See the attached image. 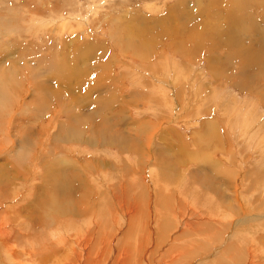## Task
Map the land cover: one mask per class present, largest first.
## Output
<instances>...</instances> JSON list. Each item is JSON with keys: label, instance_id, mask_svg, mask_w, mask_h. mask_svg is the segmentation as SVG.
<instances>
[{"label": "rangeland", "instance_id": "1", "mask_svg": "<svg viewBox=\"0 0 264 264\" xmlns=\"http://www.w3.org/2000/svg\"><path fill=\"white\" fill-rule=\"evenodd\" d=\"M54 21L70 29L49 31ZM258 30H264V0H0V221L9 226L0 222V229L11 232L0 234V264H264V33ZM68 64L94 72L63 80L57 72ZM86 89L89 102L81 103ZM63 90L69 98L56 95ZM66 122L76 135L65 136L71 130L59 125ZM213 131L220 136L210 138ZM176 143L186 155L172 148ZM87 159L107 166L87 168ZM63 166L69 176L58 174ZM137 167L144 169L145 191L130 193L135 182L122 175L141 176ZM168 169L175 176L165 177ZM48 178L72 180L73 189L84 184L72 199L57 200L82 207L78 198L88 196L86 213L45 211L51 202L41 201L38 187ZM122 183L120 196L130 193L128 214L118 206L108 212L101 195L110 197ZM192 223L204 232L183 236ZM35 231L61 236L68 258L36 252L37 242L49 239L34 238ZM98 233L106 236L101 243ZM23 237L33 248L14 240ZM186 246L192 251L184 253Z\"/></svg>", "mask_w": 264, "mask_h": 264}, {"label": "bare ground", "instance_id": "2", "mask_svg": "<svg viewBox=\"0 0 264 264\" xmlns=\"http://www.w3.org/2000/svg\"><path fill=\"white\" fill-rule=\"evenodd\" d=\"M225 1V0H224ZM250 1V0H249ZM256 2V1H255ZM254 2V3H255ZM234 3H238V2H234ZM246 3V2H245ZM259 3V2H258ZM198 5V4H197ZM241 5H243V4H241ZM184 6V5H183ZM183 6H181V7H183ZM180 7V6H179ZM220 7H221V5H220ZM224 7V6H223ZM229 7V6H228ZM205 8V7H204ZM231 8H232V5H230V7H229V11H231ZM207 10V9H206ZM178 12V11H177ZM140 14V13H139ZM226 17H228V20L229 21H231V22H233V23H235L238 19L237 18H235V17H233V15H229L228 14V16H226ZM239 17V16H238ZM179 18V17H178ZM133 21V20H132ZM148 21V20H147ZM221 21V20H220ZM239 21V20H238ZM63 22V21H62ZM233 23L231 24V25H233ZM39 24V23H38ZM60 24V25H59ZM115 24V23H114ZM157 24H159V23H157ZM223 24H225V23H222V25ZM227 24H229V23H227ZM166 25H168V24H166ZM169 25H171V24H169ZM168 25V26H169ZM262 25V24H261ZM44 26V25H43ZM50 26V25H49ZM46 26L47 27V29L49 30V31H58V33H59V31H62V32H64V31H67L68 30V28L70 29V26L69 25H65V24H63V23H60V22H58V21H54V23L52 24V26ZM135 26V25H134ZM200 26V25H199ZM206 26V25H205ZM230 26V25H229ZM49 27V28H48ZM119 27V26H118ZM118 27H116V28H118ZM183 27V26H182ZM262 27V26H261ZM39 28V27H38ZM43 28V27H42ZM67 28V29H66ZM82 28V27H81ZM115 28V29H116ZM134 28V27H133ZM136 28V27H135ZM140 28V27H139ZM44 29V28H43ZM170 29V28H169ZM48 30H45V31H48ZM117 30V29H116ZM121 30V29H120ZM137 30V29H136ZM173 30V29H172ZM180 30V29H179ZM44 31V32H45ZM145 31V30H144ZM227 31V30H226ZM232 31V30H231ZM238 31V30H237ZM259 31V30H258ZM72 32V31H71ZM117 32V31H116ZM121 32V31H120ZM122 32H123V30H122ZM199 32V31H198ZM198 32H194V35L196 34V33H198ZM223 32V31H222ZM230 32V31H229ZM228 32V33H229ZM261 34L262 33H264V30H262V31H259ZM61 33V32H60ZM167 33H171V32H167ZM224 33V32H223ZM121 34V33H120ZM145 34V33H144ZM158 34V33H157ZM219 34V33H218ZM155 35V34H154ZM198 35V34H197ZM197 35H196V37H197ZM200 35V34H199ZM204 35V34H203ZM203 35H200L199 37L201 38V36H203ZM221 35V34H220ZM7 36V35H6ZM191 36V35H190ZM235 36H237V34L235 35ZM263 36V35H262ZM119 37V36H118ZM175 37V36H174ZM188 37V36H187ZM231 37V35L229 34V36L227 37V39H228V41H233L234 39H237V38H234V36L232 37V38H230ZM131 38H133V37H131ZM190 38V37H189ZM194 39V37H192L191 36V39ZM220 38V37H219ZM127 40H128V37H127ZM197 40V39H196ZM196 40H193V41H196ZM201 40V39H200ZM148 41V40H147ZM234 41H236V40H234ZM61 42V41H60ZM73 42V41H72ZM124 43V42H123ZM147 43V42H146ZM61 44V43H60ZM126 44V43H125ZM201 44V43H200ZM127 45V44H126ZM125 45V46H126ZM188 45H190L189 43H188ZM188 45H186V46H188ZM204 45V44H203ZM206 45V44H205ZM193 46V45H192ZM91 47V46H90ZM90 47H87V48H90ZM206 47V46H205ZM230 47V46H229ZM131 48H134V50L133 51H135V50H138L137 49V47L135 48V47H131ZM147 48V47H146ZM188 48V47H187ZM83 49H84V47H83ZM86 49V48H85ZM152 49V48H151ZM155 49V48H154ZM89 50V49H88ZM87 50V51H88ZM190 50V49H189ZM194 50V49H193ZM264 50V49H263ZM128 51V50H127ZM233 51V50H232ZM64 53V52H63ZM150 53V51L149 52H147V54H149ZM139 55V54H138ZM141 55V54H140ZM226 55V54H225ZM234 55V54H233ZM66 56V55H65ZM213 56V55H212ZM227 56V55H226ZM139 57H142V56H139ZM143 57H145V56H143ZM79 58V57H78ZM236 58V56L234 55V58L233 59H235ZM111 59V58H110ZM228 59V58H227ZM88 60V59H87ZM98 60V59H97ZM85 60H83V62H84ZM236 61V60H235ZM234 61V62H235ZM229 62V61H228ZM233 62V63H234ZM66 63H68V62H66ZM71 63V62H70ZM95 63H97V62H95ZM100 64V63H99ZM51 65L53 66V69L55 70V62L54 63H51ZM95 66H98V65H95ZM106 66V65H105ZM83 67H85V66H83ZM91 67V66H90ZM99 67V66H98ZM97 67V68H98ZM108 66H106V68H107ZM86 68V67H85ZM88 68V67H87ZM79 69V70H78ZM89 69V68H88ZM76 70H78L77 71V73H76ZM86 70L87 69H82V68H79V67H77V64L75 65V64H68V70L67 69H65V68H63V69H61L60 71H58L57 73H62V74H60L61 75V77L63 78V80L65 79V78H67V79H70V78H76V75H78L79 77H81L82 79L87 75V76H89L90 75V73H92V72H94V70H91V69H89L88 70V72L86 73ZM108 70V69H107ZM175 70V69H174ZM183 70V69H182ZM102 72V71H101ZM181 72V71H180ZM182 72H184V71H182ZM181 72V73H182ZM105 73V72H104ZM108 73V72H107ZM178 74V73H177ZM180 74V73H179ZM192 76V75H191ZM90 77V76H89ZM186 77V76H185ZM87 79V78H86ZM77 80V79H76ZM83 82H85V81H83ZM87 83H86V85L85 86H87L88 85V80L86 81ZM76 83H77V81H76ZM76 83H72V82H70V83H66V85L67 86H69V88H72L73 89V91H76L77 89H78V84H76ZM2 84V83H1ZM85 84V83H84ZM90 84V83H89ZM198 84V83H197ZM7 85L8 86H10L11 87V85L9 84V83H7ZM65 85V84H64ZM90 86V85H89ZM179 86V85H178ZM198 86V85H197ZM84 87V86H83ZM200 87V86H199ZM85 88V87H84ZM97 86H93V89L94 90H96V94H97ZM109 88V87H108ZM147 88V87H146ZM180 88H183L182 87V85L180 86ZM180 88H178V90L180 89ZM202 88V87H201ZM148 89V88H147ZM90 90V89H89ZM89 90L88 89H86V94H88L87 96H88V98L87 99H85V100H83L82 98L80 99V102L81 103H88L89 101V98H90V95H89V93H92V89H91V92H89ZM162 89H159V90H157L155 93H157L158 95L161 93L160 91H161ZM70 91V90H69ZM182 91V90H181ZM17 92V91H16ZM57 92V91H56ZM160 92V93H159ZM180 92V91H179ZM179 92H178V94H179ZM197 92V91H196ZM54 93V92H53ZM198 94H200V92H199V90H198V92H197ZM152 94V93H151ZM181 94V93H180ZM52 95V97H53V94H51ZM56 95H58L59 97H64V96H66L67 98H69V93H65V91L63 90V93L61 92V91H59L58 93H56ZM64 95V96H63ZM162 94H160V96H161ZM143 96V95H142ZM159 96V97H160ZM182 96V95H181ZM183 96H184V94H183ZM212 96H213V94H212ZM198 97V96H197ZM214 98H215V96H213ZM3 98V95H0V105L1 104H3V101L5 102V100H3L2 99ZM4 98H5V96H4ZM55 98V97H54ZM54 98H53V100H54ZM74 98V97H73ZM96 95H94L93 96V101L95 100L96 101ZM57 99V98H56ZM59 99V98H58ZM61 100V99H60ZM101 100V99H100ZM105 100V99H104ZM107 100V99H106ZM121 100H122V98H121ZM199 100H201V99H199ZM59 101V100H58ZM57 101V102H58ZM75 101V103L77 102L78 103V100H74ZM73 101V102H74ZM88 101V102H87ZM91 101V100H90ZM94 101V102H95ZM98 101V100H97ZM107 101H109V100H107ZM123 101H125L124 99L122 100V104H123V106H126L127 104L126 103H123ZM128 101V100H127ZM184 101V100H183ZM198 101V100H197ZM204 100H202L201 102H203ZM205 102V101H204ZM76 103V105H79V104H77ZM182 103V102H181ZM196 103V102H195ZM194 103V104H195ZM206 103V102H205ZM51 104H53V102H51ZM50 104V105H51ZM198 104V103H197ZM62 105H60V107H61ZM184 106V105H183ZM63 107V106H62ZM66 109H67V106H64ZM70 107V106H69ZM79 107V106H78ZM178 106H176L175 108H177ZM210 108V107H209ZM226 108L228 109V106H226ZM56 109V108H55ZM83 109V108H82ZM81 109V110H82ZM179 109V108H178ZM208 109V108H207ZM211 109V108H210ZM58 110H60V109H58ZM57 110V111H58ZM89 110V109H88ZM180 110V109H179ZM237 110V109H236ZM63 111V110H62ZM212 111V110H211ZM84 112V111H83ZM230 112H232V111H230ZM59 112H57V114H58ZM232 113H235V112H232ZM54 115V114H53ZM78 115V114H77ZM81 116V115H80ZM116 116V115H115ZM175 116V115H174ZM177 116V115H176ZM53 117H55V116H53ZM70 119H71V117H70ZM70 119H69V121H70ZM73 121V120H72ZM125 121V120H124ZM211 122V121H210ZM70 123V122H69ZM134 123V122H133ZM68 124V122H66L65 124L64 123H61L60 125H59V128L60 129H63V128H67V127H69V131L70 132H66V137L67 136H71L72 134H74V135H76V131L78 130H73L74 129V127L73 126H68L67 125ZM100 124V123H99ZM124 124H126V123H124ZM131 124V123H130ZM134 124H136V123H134ZM212 124V123H211ZM210 124V126H211V128L209 129L210 131H212L213 129H212V125ZM82 125V123H80V127H82L81 126ZM121 125H123V124H121ZM127 125V124H126ZM129 125V124H128ZM137 125V124H136ZM135 125V126H136ZM213 125L214 126H217V124L215 123H213ZM101 126V125H100ZM209 126V122H208V125H207V127ZM88 127V126H87ZM86 127V128H87ZM122 127V126H121ZM86 128H85V131H86ZM100 128V127H99ZM209 128V127H208ZM80 129V128H79ZM91 128H88L87 130H90ZM68 130V129H67ZM81 130V129H80ZM97 130V129H96ZM208 130V131H209ZM214 130H215V128H214ZM40 131H41V128H40ZM40 131L39 130H37V133L39 134L40 133ZM66 131V130H65ZM99 131V130H98ZM217 131V133H218V131H219V129L218 130H216ZM216 131H213V133L212 132H209V133H212V136H210V138L211 137H213L214 138V136L216 137H218V135H215V133H216ZM36 131H33V132H31V134H34ZM78 133V132H77ZM128 133V132H127ZM92 134H94V131H92ZM129 134H130V132H129ZM131 135H132V133H131ZM210 135V134H209ZM209 135L207 136V137H209ZM214 135V136H213ZM115 136V135H114ZM220 136V135H219ZM119 137V136H118ZM133 137H135V136H133ZM68 138V137H67ZM77 138L81 141V138H82V136L81 135H78L77 136ZM212 138V139H213ZM222 138V137H221ZM73 139V138H72ZM84 139V138H83ZM209 139V138H208ZM76 140V139H75ZM88 140H90L91 141V139L89 138ZM115 140V139H114ZM132 140V139H131ZM70 141V140H69ZM74 141V140H73ZM110 141H111V139H110ZM116 141H119L117 138H116ZM115 141V142H116ZM217 141H219V140H217ZM214 142V141H213ZM69 143V142H68ZM88 144H90V145H93L92 144V142H87ZM117 143V142H116ZM116 143H114L113 142V144H116ZM177 144V143H176ZM173 144L172 145V148H177V153L179 152V154L182 156H184V155H186V151L185 152H183V149H182V144L181 143H179V144ZM220 144V143H219ZM99 145V144H98ZM216 145V144H215ZM221 145V144H220ZM94 146V145H93ZM218 146V145H217ZM144 147V146H143ZM147 147V146H146ZM148 149V148H147ZM171 149V148H170ZM170 149H168V150H170ZM138 150H139V152H140V148H138ZM149 150V149H148ZM172 150V149H171ZM138 152V151H137ZM142 153V152H141ZM188 153V152H187ZM147 154V153H146ZM138 155H140V153L138 154ZM186 157V156H185ZM140 159V158H139ZM89 160H91V159H87V160H85L84 162H83V164L88 168V166L89 165H93L95 168H98V167H106L107 165L105 164V163H103L102 162V164H100L98 161L97 162H94V161H89ZM160 162V161H159ZM208 162V161H207ZM211 162V161H210ZM212 163V162H211ZM140 165V164H139ZM211 165H213V164H211ZM151 167V166H150ZM211 167V166H210ZM215 167V166H214ZM145 168V167H144ZM162 168V167H161ZM161 168H159V169H161ZM165 168H167V166L165 167ZM217 168V167H216ZM215 168V169H216ZM143 168H140V167H137V171H139V174H141V176H134V172L132 171V172H127L126 174H124V175H122V176H125L126 177V179H127V181H133V182H135V185L133 186V187H131V190H130V193H136V192H140V191H145V181H143L144 179H142L141 177H143L144 178V176L142 175V172H141V170H142ZM146 169V168H145ZM152 169V168H151ZM172 169V168H171ZM144 170V169H143ZM147 170V169H146ZM172 170H174V169H172ZM172 170H171V172H170V170L168 169V170H164V171H162V173L164 174V176L165 177H169L170 175L171 176H173L174 174H171V173H174V172H172ZM204 170V169H203ZM222 172V171H221ZM151 173V172H150ZM177 173V172H176ZM218 173V172H217ZM58 174L59 175H62V176H69L70 175V169H67L65 166H63L62 167V169H60V171H58ZM139 174H137V175H139ZM154 174H157V172L155 173V171H154ZM181 174V173H180ZM179 175V174H178ZM178 175H176V177L178 176ZM175 176V175H174ZM128 177H130V179L128 178ZM178 178V177H177ZM177 178H175V180L177 179ZM149 180H150V178H149ZM42 181V180H41ZM43 182V181H42ZM44 182H46V186H44V184H43V187H38L39 188V190H42L41 191V193H42V195L40 196L39 195V197L41 198V201L43 202V203H50L51 202V204L50 205H48V206H46V208H45V211H47L50 215H57V216H59V215H67V214H73V215H83V214H85L86 213V205L88 204V202H89V199H88V202H87V197L88 196H80L79 198H78V201H80V202H84V204H83V206L82 207H78L77 206V204H76V202H74V201H68L67 202V206H65V204H64V202H61V201H59V200H57L58 198H61V199H65V200H70V199H72L74 196H75V194L74 193H77V192H83V191H85V189H86V186L84 185V184H81V185H79V188L78 189H73L74 187H75V184H74V181H72V180H63V179H59V178H48L46 181H44ZM68 183L69 185L68 186H64L65 185V183ZM47 185H49V186H47ZM120 185V184H119ZM117 185L116 187H114V190L113 191H109L108 193H109V195H110V197L108 196V195H106L105 193H103L102 195H101V201L102 200H105V201H107L108 202V206H107V211L108 212H110V211H112V209H114V207L115 206H118V207H121V208H123V209H125V207H124V204L125 205H128L129 203H130V201H129V199H128V195L130 194L128 191H125L124 193H123V195L122 196H120V189L121 188H124V184L122 183V185ZM173 185V184H172ZM175 190H177V189H175ZM53 192V193H52ZM52 193V194H51ZM40 194V193H39ZM115 194V195H114ZM177 195V194H176ZM18 196H20L21 198H23V196L20 194V195H18ZM73 196V197H72ZM90 198V197H89ZM177 198V197H176ZM100 201V202H101ZM186 201V200H185ZM2 200H0V204L2 205ZM223 202V201H222ZM131 204L133 205V207H134V210L135 211H137V210H139V205L135 202V201H133V202H131ZM186 204V203H185ZM223 205V204H222ZM189 206V205H188ZM208 206V205H207ZM190 207H192V206H189V208ZM164 208L166 209V210H172V205L171 204H168V203H164ZM188 208V207H187ZM125 212H126V214H128V211H127V209H125ZM185 212V211H184ZM183 219V218H182ZM240 221V220H239ZM238 221V223H240ZM0 222H2V224H3V226L5 225V226H7V229H8V223L6 222V220L5 221H0ZM196 223V222H195ZM192 225V227H190V229H191V231H188V230H186V233H184V231H183V236H192V235H199V234H201L202 232H204L202 229H200V227L199 228H195V227H197V224H194V223H192L191 224ZM199 225V224H198ZM243 225V224H242ZM2 226V225H1ZM200 226V225H199ZM237 227V226H236ZM242 227V226H241ZM5 228V227H4ZM2 228L1 227V229H0V234L1 235H3V233H7V234H10L9 232H8V230L5 228ZM39 228V227H38ZM202 228V227H201ZM234 228H235V226H234ZM240 228V227H239ZM238 228V229H239ZM27 229H29L28 227H27ZM188 229H189V227H188ZM6 230V231H5ZM236 230V229H235ZM43 231V230H42ZM50 231V230H49ZM229 231V230H228ZM23 232H25V231H23ZM28 232V231H27ZM47 232L48 231H46V232H44V233H42V234H40L39 236H38V232L37 231H35V232H33V234H34V238L37 236L41 241H43V242H45L46 241V239L48 238L49 239V243L46 245H44V244H42L38 239H37V241H39V242H37V243H39L38 244V246L37 247H35V248H33L31 245H34V244H32L31 242H30V239H26V237H23V238H21V239H19V240H17V239H14L15 241H17V242H23V243H25L26 242V245L28 246V247H32L36 252H38L41 256H43V257H46V258H50V259H55V260H58V259H67L68 257H67V247H66V243H65V240L61 237V236H59L57 233H55V232H52L51 233V236L53 237L54 235V239H52V238H50L48 235H47ZM236 232V231H235ZM238 232V231H237ZM46 233V234H45ZM50 233V232H49ZM19 234H21V233H19ZM30 234V233H29ZM182 234V233H181ZM234 234V233H233ZM23 235V234H22ZM24 235H26V234H24ZM19 236H21V235H19ZM236 236H237V234H236ZM1 237V236H0ZM15 237H17V236H15ZM103 237L104 236H102V234L101 233H98L97 234V238H96V242L97 243H101V240H103L104 241V239H103ZM106 237V236H105ZM104 237V238H105ZM20 238V237H19ZM188 238V237H187ZM186 238V239H187ZM200 238V237H199ZM186 239H185V241H186ZM192 239V238H191ZM191 239H188L189 241L188 242H192V240ZM228 239V238H227ZM252 239V238H251ZM105 240H107V239H105ZM233 240V239H232ZM100 241V242H99ZM102 241V242H103ZM242 241V240H241ZM187 242V241H186ZM246 242V241H245ZM261 242H264V239H262L261 240ZM194 243H196V241L194 242ZM31 244V245H30ZM37 245V244H36ZM189 245V244H188ZM244 245V244H243ZM196 246V245H195ZM122 247V246H121ZM183 248V249H182ZM181 249L184 251V253H187V251L188 252H191L192 251V247L190 248H188V246H186V249L184 248V247H182ZM48 249V250H47ZM242 250V249H241ZM32 250L30 249L29 250V252H31ZM108 251V250H107ZM107 253V252H106ZM109 253V252H108ZM242 253H244V252H242ZM247 254V253H246ZM245 254V255H246ZM184 255V254H183ZM228 255V254H227ZM243 255V254H242ZM240 256H241V254H240ZM227 258V257H226ZM116 259V258H115ZM239 259V258H238ZM237 259V260H238ZM216 260V259H215ZM221 260V259H220ZM232 260V259H231ZM107 262V261H106ZM119 262H120V260H119ZM119 262H118V264H119ZM197 262V261H196ZM233 262V261H232ZM212 263H214V262H212ZM219 263V262H218ZM243 263V262H242ZM246 263V262H245ZM224 264H225V262H224Z\"/></svg>", "mask_w": 264, "mask_h": 264}]
</instances>
